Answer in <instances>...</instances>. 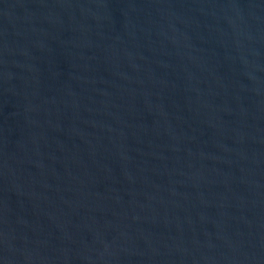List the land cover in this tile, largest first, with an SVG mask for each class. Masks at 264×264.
Returning a JSON list of instances; mask_svg holds the SVG:
<instances>
[{"label":"water","instance_id":"1","mask_svg":"<svg viewBox=\"0 0 264 264\" xmlns=\"http://www.w3.org/2000/svg\"><path fill=\"white\" fill-rule=\"evenodd\" d=\"M0 264H264V0H0Z\"/></svg>","mask_w":264,"mask_h":264}]
</instances>
